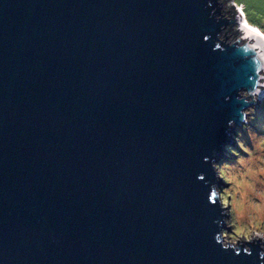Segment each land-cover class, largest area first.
Instances as JSON below:
<instances>
[{
  "label": "water",
  "instance_id": "water-1",
  "mask_svg": "<svg viewBox=\"0 0 264 264\" xmlns=\"http://www.w3.org/2000/svg\"><path fill=\"white\" fill-rule=\"evenodd\" d=\"M224 8L0 0V264H264L214 240L211 160L264 94Z\"/></svg>",
  "mask_w": 264,
  "mask_h": 264
},
{
  "label": "clouds",
  "instance_id": "clouds-1",
  "mask_svg": "<svg viewBox=\"0 0 264 264\" xmlns=\"http://www.w3.org/2000/svg\"><path fill=\"white\" fill-rule=\"evenodd\" d=\"M230 3L237 8L242 7L236 4V0H230ZM252 30L259 31L256 28ZM259 35L264 36V32H259ZM242 114L240 127H236L234 120L228 121V127L235 128L234 134L228 133L235 145H224L226 152L235 159L211 160L216 179L229 185L223 190H219L215 183L211 186L216 196L213 205L218 204L222 217L214 221L220 224L214 240L223 250L231 249L236 254H240L242 247L243 252L250 255L251 246L257 244L261 249L259 256L264 259V133L257 134L251 128L245 131L248 116L247 113ZM205 160L209 158L205 157ZM197 178L204 179V174H198ZM229 228L232 230L228 231Z\"/></svg>",
  "mask_w": 264,
  "mask_h": 264
},
{
  "label": "rangeland",
  "instance_id": "rangeland-1",
  "mask_svg": "<svg viewBox=\"0 0 264 264\" xmlns=\"http://www.w3.org/2000/svg\"><path fill=\"white\" fill-rule=\"evenodd\" d=\"M229 4H231L230 0H224L225 6H228ZM236 4L242 5V7L238 8L240 10L239 13L243 11L242 13H244V16L246 17L248 22L252 25H255L256 27H259L262 32H264V0H236ZM234 9L236 14H239L236 6H234ZM227 14L228 16H231L233 12H230V10H228ZM237 26L241 27L238 24L231 27L233 29H236ZM230 33V37H232L233 33ZM235 34L236 36H238L236 32ZM233 38L235 39L236 37L233 36ZM253 107H250L247 110L248 123L245 125V131H247L248 128H251L253 132L262 134L264 133V95L260 99H258L257 104ZM231 133H235V128H233V131ZM231 144L235 145L234 140L231 141ZM222 159L234 160L235 158L225 150ZM221 182L222 183L219 190H223V188L229 187V185L224 183L222 180ZM231 230V228L228 229V231Z\"/></svg>",
  "mask_w": 264,
  "mask_h": 264
},
{
  "label": "bare ground",
  "instance_id": "bare-ground-1",
  "mask_svg": "<svg viewBox=\"0 0 264 264\" xmlns=\"http://www.w3.org/2000/svg\"><path fill=\"white\" fill-rule=\"evenodd\" d=\"M238 9V8H237ZM243 12V11H242ZM241 12V17H243V20H244V22H242L241 23V27L244 25V24H246L248 27H250V28H256V29H258L259 31H257V32H262V30L259 28V27H256L255 25H252V24H250L249 22H248V20L246 19V17L243 15L244 13H242ZM264 95V94H263ZM262 95V96H263Z\"/></svg>",
  "mask_w": 264,
  "mask_h": 264
},
{
  "label": "flooded vegetation",
  "instance_id": "flooded-vegetation-1",
  "mask_svg": "<svg viewBox=\"0 0 264 264\" xmlns=\"http://www.w3.org/2000/svg\"><path fill=\"white\" fill-rule=\"evenodd\" d=\"M224 9H225V8H224ZM225 10H226V9H225ZM226 13H227V10H226ZM232 16H233V15H232ZM230 17H231V16H230ZM230 27H231V26H230ZM230 27H229V28H230ZM229 28L226 30L227 33H228V31H229Z\"/></svg>",
  "mask_w": 264,
  "mask_h": 264
},
{
  "label": "trees",
  "instance_id": "trees-1",
  "mask_svg": "<svg viewBox=\"0 0 264 264\" xmlns=\"http://www.w3.org/2000/svg\"><path fill=\"white\" fill-rule=\"evenodd\" d=\"M232 10H233V8H232ZM232 15H236L235 11H233V14Z\"/></svg>",
  "mask_w": 264,
  "mask_h": 264
},
{
  "label": "built area",
  "instance_id": "built-area-1",
  "mask_svg": "<svg viewBox=\"0 0 264 264\" xmlns=\"http://www.w3.org/2000/svg\"><path fill=\"white\" fill-rule=\"evenodd\" d=\"M238 11H240V10L238 9Z\"/></svg>",
  "mask_w": 264,
  "mask_h": 264
}]
</instances>
